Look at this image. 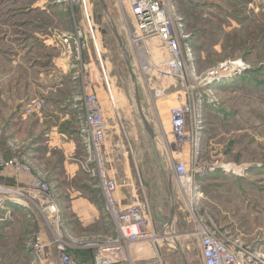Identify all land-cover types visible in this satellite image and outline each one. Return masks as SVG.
Segmentation results:
<instances>
[{
  "label": "rangeland",
  "instance_id": "rangeland-1",
  "mask_svg": "<svg viewBox=\"0 0 264 264\" xmlns=\"http://www.w3.org/2000/svg\"><path fill=\"white\" fill-rule=\"evenodd\" d=\"M56 2L0 0V191L18 190L23 203L13 202L10 196L0 197V264H56L58 246L71 260L93 264L97 248L90 245H100L104 239L115 236L113 230L109 234L103 227L107 223L112 228L113 224L100 189L96 187L97 178L85 171L91 170L93 165L88 161L83 144L76 163L80 171L70 181L62 174L64 157L59 152L51 151L46 157L42 149L34 158L29 157L25 147L42 131L37 122H32L34 117L53 109L50 104L45 107V102L39 98L32 100L31 94L24 108L23 104L17 105L22 93L30 92L27 81L36 79L37 73L31 70L36 62L14 66L11 55L4 56L9 50L4 39L22 25L27 26L28 29H21L30 35L36 30L47 33L53 28L67 35L74 33L81 27L79 8L69 6L66 0L61 4ZM104 2L109 18L99 0H91L101 59L87 37V46L79 55L73 49L76 60L72 63L78 67L79 74V88L75 93L82 98L85 91L80 83L88 77L86 69L90 67L86 68L89 65L86 53L89 50L95 58L91 67L93 76L99 74L105 86L104 70L112 88L120 121H113L109 126L105 144L104 160L109 176L119 185L124 182L128 185L124 172L129 168L133 185L142 193L140 199L148 203L157 235L172 230L175 236L172 235L174 239L168 236L169 241L175 243L176 240L177 247L188 249L187 263L202 264L192 224L183 216L177 202L173 167L183 162L191 172V185L202 193L198 208L206 224L228 241L251 248L264 263V0H172L185 67L182 74L170 77L162 76L154 68L144 70V63L149 62L153 67L163 61L166 57L163 50L157 40L132 39L135 30L131 15L123 8L118 12L115 0ZM57 6H61V12L54 9ZM34 22L43 27L36 29ZM113 27L123 41L125 55L113 35ZM139 43L145 45L144 56L136 49ZM32 55L46 58L43 62L45 78L51 80L53 67L48 65L47 59L57 56L58 52L38 49ZM126 60L130 62L133 78ZM26 67L30 70L26 71ZM215 71H219V76L210 78ZM226 74L229 75L224 76ZM135 91L139 110L151 127L153 137L139 115ZM61 95L69 96V92ZM178 97L189 101L192 108L191 116L186 119V131L191 137V130L195 132L197 127L195 137L192 136L195 138L193 146L192 142L176 146L170 132L169 110ZM34 101H40L42 109L27 114ZM13 104L18 107L15 111ZM83 113L80 109L79 115ZM83 127L84 124L81 129ZM80 136L83 141V135ZM13 161L18 167L27 168V174L9 165ZM33 179L47 185L48 191L39 193L31 185ZM71 189L100 204L98 222L76 219L71 207L74 200ZM123 189L120 188V193ZM171 200L174 216L168 225ZM159 239L156 247L167 263L182 264L179 254L169 251ZM144 250L139 253L140 257L153 256L149 247ZM88 258L90 260H81Z\"/></svg>",
  "mask_w": 264,
  "mask_h": 264
},
{
  "label": "built area",
  "instance_id": "built-area-1",
  "mask_svg": "<svg viewBox=\"0 0 264 264\" xmlns=\"http://www.w3.org/2000/svg\"><path fill=\"white\" fill-rule=\"evenodd\" d=\"M66 1L69 6H75L80 9L84 25L81 23V27L74 33L64 37L62 41L65 45V51L71 53L74 49L79 55L80 50L86 48L88 37L92 40L94 53L99 58L100 50L94 36V32L97 29L93 23L91 0ZM115 1L118 12H121L123 8L134 19L133 28L135 35L132 39L141 40V42L144 40H157L163 50L166 56L163 61L155 63L153 67L150 64V67L165 77L182 74L185 62L182 57L180 41L176 35L172 0ZM150 51V53L153 52V50ZM146 68L144 67V70ZM218 73L219 71L213 72L210 78L218 77ZM103 78L111 107L117 122H119L120 115L115 108L112 88L104 72ZM81 108L84 112V127L81 129L80 134L84 137L83 145L87 157H89L88 161L93 165L91 170L87 168L85 171L92 177L97 178L98 188L105 202L107 214L115 229V236L104 239L100 245H90V247L97 248L93 264H168L166 258L158 252L156 242L160 238L159 240L166 244L169 251L175 250V253L177 252V242L169 241V235L165 231L157 235L152 213L146 199H139L127 205L119 202L120 188H126L128 185L125 182L119 185L109 176L106 170L104 155L108 126L101 103L95 92L85 93L81 100ZM41 109L42 103L34 101L26 113L39 112ZM191 113V105L183 97H178L174 107L169 110L170 132L178 147L183 146L187 142H192L193 146L195 142L193 137L196 135L197 127L194 128L195 132L191 130V137L186 131V119L191 116ZM9 165H15L22 174H27L28 172L27 168L18 167L15 161L10 162ZM190 173L189 168L183 162H177L173 167L177 202L180 203V211L183 216L192 224V235L198 241L199 258L202 264H264L254 255L251 248L228 241L215 228H211L206 224L205 218L199 213L198 208L202 193L194 185H191L192 178ZM31 185L38 189L41 194L48 191V186L41 183L38 179L31 180ZM30 195L33 196V193L31 192ZM47 209H49V212L54 213L53 209ZM145 246L153 251L152 257H140L139 253H144ZM180 250L186 258L188 249L182 250L180 248ZM62 251V248L58 246L59 257L56 264H79L63 255Z\"/></svg>",
  "mask_w": 264,
  "mask_h": 264
},
{
  "label": "crops",
  "instance_id": "crops-1",
  "mask_svg": "<svg viewBox=\"0 0 264 264\" xmlns=\"http://www.w3.org/2000/svg\"><path fill=\"white\" fill-rule=\"evenodd\" d=\"M63 2L64 0H57L56 4H61ZM34 9L36 8L34 7ZM54 9L58 12H61V6H57V8ZM41 10H44V8ZM78 10L81 16L80 23H82V13L80 9ZM46 13L49 14V11ZM32 25L36 26V29L43 27L38 22H34ZM19 27L20 28H15V31L6 34L4 40L9 45V50H6L7 52L4 56L8 58L11 55L14 66H23L26 63L31 64L35 61L36 67L31 70L36 72L37 76L35 77L36 79L27 81L28 88L30 87V92L22 93L21 99L16 103L17 105L23 104L22 107L24 108L30 101L28 97L31 94L30 98L33 97L32 100H38L39 98L45 102V107H48L50 104L51 109H53V112H49L48 114H40L39 116L34 117L32 122H37V124L42 127V131L36 137H34L33 140L30 139V142L25 147L28 150L29 157H36L37 151H41L42 149H44L46 152V157L50 155L51 151L59 152V154L64 157L63 166L61 167L62 174H64L70 181L76 177L77 173L80 171L76 163L78 153L83 144L82 138L80 136V130L83 124V116L79 115V111L82 109V97L76 94L77 92L75 93V91L78 90L77 88H79L77 85L79 77L77 69L78 67L76 64L72 63V60L75 59L73 52L70 53L65 51V45L62 41L64 37L67 36V33L53 28L49 29L47 33L46 31H42V33H40L39 30H36V33L30 35L27 31H23L21 29V27L28 29L27 26L22 25ZM43 32H45V35ZM25 33L27 36H25ZM38 49L54 50L58 52L57 56L47 59L48 62H50L48 65L53 67L51 72V80H49V77H47V79L45 78L46 72L43 68V62H45L46 58H40L38 56L32 55V52ZM86 55L88 58L87 62H89V65L86 68L90 67V69H86V72H88V77L81 81L80 88L85 91V93H96L101 103L109 132V126L113 123V121L117 120L111 107L106 88L102 85V79L99 77V74H94L95 76L92 74L93 69L91 67L94 65V53L92 50H89ZM29 70L30 69L26 67V71ZM49 76L51 77V75ZM63 78H65V81ZM15 83H18V81H15ZM64 91H68L69 96H62L61 93ZM17 108L18 107L15 108L13 104L12 109L15 111ZM115 108L118 111L117 106H115ZM23 120H25V118H23ZM23 120L22 122H24ZM11 121L18 122L17 119H11ZM69 161L71 162L67 163ZM55 171L59 170L56 169ZM124 176L126 180H128L129 184L122 190L121 193H119V202L123 205H127L139 200L142 193H139L140 189L133 185L129 168L125 169ZM96 187L98 188V186ZM141 191L143 192V189H141ZM70 192L71 196L74 198V200H72L71 207L76 219L82 221L89 218L91 223L98 222L99 218L101 217L99 215L101 207L100 204L98 202H91L89 199L82 197L80 193L73 192L72 189ZM100 196L102 197L101 193ZM101 199H103V197ZM158 210L161 211V208ZM102 222L103 221H101V223ZM103 227L109 232V234L112 232V230L115 233L114 227L111 228L109 224L105 223V226ZM81 260L87 261L90 259L88 258Z\"/></svg>",
  "mask_w": 264,
  "mask_h": 264
},
{
  "label": "water",
  "instance_id": "water-1",
  "mask_svg": "<svg viewBox=\"0 0 264 264\" xmlns=\"http://www.w3.org/2000/svg\"><path fill=\"white\" fill-rule=\"evenodd\" d=\"M99 3H100V6H101V9L104 11V13L106 14L107 18H109V14H108V10H107V7H106V4L104 2V0H99ZM112 32H113V35L115 36V38L117 39V42L119 44V47H120V50L122 51V53H124L125 55V48H124V44H123V41L122 39L120 38L117 30L115 27L112 28ZM126 66L128 68V71L131 75V77L133 78V75H132V71H131V66H130V62L128 60H126ZM136 93V99H137V106H138V110H139V99H138V94H137V91H135ZM139 115L141 117V120L143 122V125L146 129V131L149 133V135L151 137H153L154 133L151 129V127L149 126V124L147 123V121L145 120L143 114L141 113V111L139 110ZM169 192H170V195H171V183L169 182ZM171 207H170V212H169V221H168V225H171L172 223V219H173V216H174V206H173V200H171ZM177 253L180 255L181 259H182V262L183 264H188L187 261H186V258L184 256V254L182 253V251L180 250L179 247H177Z\"/></svg>",
  "mask_w": 264,
  "mask_h": 264
},
{
  "label": "bare ground",
  "instance_id": "bare-ground-1",
  "mask_svg": "<svg viewBox=\"0 0 264 264\" xmlns=\"http://www.w3.org/2000/svg\"><path fill=\"white\" fill-rule=\"evenodd\" d=\"M97 33V31H95L94 32V36H95V34ZM136 49H137V51L142 55V56H144L145 55V45L143 44V43H139L138 44V46L136 47ZM100 56H101V54H100ZM100 59H101V57H100ZM142 61H143V58H142ZM144 62V61H143ZM142 62V63H143ZM149 63V62H148ZM148 63H144L145 64V66L147 67V68H151L150 67V64H148ZM103 72H104V70H103ZM105 73V72H104ZM229 74H226V75H224V76H228ZM223 76V77H224ZM105 77H107L106 76V74H105ZM117 138L118 137H120L119 136V134L117 133H115L114 134ZM187 184V183H186ZM7 196H10V198L9 199H11L13 202H15V203H20V204H23V203H21V200H20V194H19V192H18V190L16 191V190H9V189H4V190H2V191H0V197H5V198H7ZM26 204V203H25ZM24 204V205H25ZM170 228H172V227H170ZM172 231V230H171ZM171 231H169L167 234L169 235V236H171L172 237V235H174V234H172V232ZM175 236V235H174ZM178 237V236H177ZM172 239H174L173 237H172ZM176 241V240H175Z\"/></svg>",
  "mask_w": 264,
  "mask_h": 264
}]
</instances>
